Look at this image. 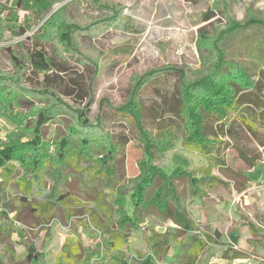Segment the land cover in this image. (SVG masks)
<instances>
[{
    "label": "rangeland",
    "instance_id": "rangeland-1",
    "mask_svg": "<svg viewBox=\"0 0 264 264\" xmlns=\"http://www.w3.org/2000/svg\"><path fill=\"white\" fill-rule=\"evenodd\" d=\"M206 14L212 17L206 20ZM61 22L81 27L72 33L71 49L52 33ZM202 35L206 41L200 42ZM263 37L264 0H227L226 5L217 0H55L44 13L20 6L16 0H0V71L6 77L16 74L10 60V54L15 53L26 65L18 74L25 88L46 92L42 89L44 78L54 80L58 92L51 89L54 96L43 95L42 108L62 102L50 112L56 119L43 128L44 137L62 139L79 114L98 124L106 136L124 135L129 142L117 162L124 182L139 177V161L144 156V144L128 112L134 111L136 103L141 106L143 129L158 146L165 142L169 129L160 118L164 109L161 97L150 86L137 97L136 80L165 73L156 85L172 93L178 84L173 74L196 73L218 43L225 60L239 64L258 83L255 97L264 102V57L259 49ZM75 44L90 56L87 66L80 63ZM35 50L63 56L66 66L49 73L34 71L28 57ZM5 84L13 87L11 82ZM53 97L61 101L57 103ZM2 106L0 146L10 140H25L24 125L8 115L11 108ZM28 109L23 111L28 113ZM222 142L230 146L217 159L187 151L180 142L169 146V152L156 153L155 164L177 174L173 188L192 222L191 233L156 209L144 210L138 229L126 233L122 248L112 249L118 217L106 205L113 202L115 193L107 190V202L102 205L93 191L79 196L78 183L71 180L58 187L65 195L60 202L42 195L29 197L26 203L17 191L11 196V210L0 202V264H143L150 255L154 264H174L185 259L179 253L180 243L189 234L208 240L215 230L223 233L224 241H220L222 245L209 242L199 264H264V149L250 137L239 142L248 147L250 157H262L248 170L235 143L228 138ZM99 148L95 149L98 156L104 153ZM232 156H236L233 161L229 159ZM218 161L246 171L250 187L239 193L234 182L221 173ZM200 178L212 181H205L203 192L194 194L192 183ZM45 182L47 188L54 186L49 178ZM230 235L235 244L230 243ZM64 245L74 259L67 255L66 261L64 257L59 260ZM229 246L247 258H224L223 250Z\"/></svg>",
    "mask_w": 264,
    "mask_h": 264
},
{
    "label": "trees",
    "instance_id": "trees-1",
    "mask_svg": "<svg viewBox=\"0 0 264 264\" xmlns=\"http://www.w3.org/2000/svg\"><path fill=\"white\" fill-rule=\"evenodd\" d=\"M16 1L20 6H30L35 11L44 13L52 7L55 0ZM184 1L198 3L201 0ZM217 1L226 5L227 0ZM210 17L212 15H205L206 20ZM56 20L57 18L53 23ZM78 28L81 29L79 25L61 22L52 33L66 49H71L73 48L72 33ZM48 30L50 35L51 30ZM203 38L202 35L200 42L206 41ZM216 44L217 50H210L211 54L203 58L201 68L196 73L177 71L173 74L178 77V84L172 93L163 92L156 85L160 78L166 76L165 73L147 80L143 77L141 82L140 79L136 80L134 94H137V97L148 86L161 97L164 109L163 113H160L162 115L160 118L163 117L166 128L169 129L165 142L158 146L143 129L141 106L138 107L136 103L134 111L128 112L132 116L128 117L133 120L144 144V156L139 161L140 175L132 182H124L117 167V162L122 159L121 151L129 140L124 135L106 136L100 126L91 124L84 114L77 115L74 124L68 128V134L62 139L48 140L44 137L43 128L56 119L51 115L53 109L62 104V102L58 103L61 101L58 97H53L58 104L47 110L41 106L43 95L50 93V96H54L49 91L51 89L57 91L54 80L49 76L44 78L42 89L46 92L31 87L25 88L22 77L18 74L26 70V65L15 53H11L10 60L17 75L6 77L0 71V107H3L2 103H4L11 108L8 110V115L16 116L19 125H24L22 129L26 130L28 136L22 135L25 140H21L22 138L10 140L0 146L1 204L7 210H11V196L16 191L23 194L21 200L26 203L29 197L42 195L60 202L65 199V195L58 187L74 180L78 183L79 196H85L93 191L96 200L102 205L103 203L106 205L104 195H108L107 190L115 193L113 202L109 201L106 205L109 211L118 217L116 225L119 228L112 240V249L122 248V244L127 239L126 233L138 229L142 223L144 210L156 209L167 220L171 219L179 227L189 229L188 233H191L192 222L178 201L173 188V179L177 174H169L156 165V153L169 152L172 149L169 146L180 142L185 150L210 160L222 158L230 146L228 143H223L222 138H228L235 143L238 157L246 169L250 170L262 157L260 155L250 157L248 147L240 146L239 142L250 137L264 149V102L255 97L258 83L252 81L239 64L225 60L224 52L221 53L218 50V43ZM75 46V51L81 58L80 63L87 66L85 61L89 60L90 56L80 46L77 44ZM259 49L264 57V37ZM65 61L63 56H47L43 50H35L28 57L30 66L40 73H49L56 67L63 69V66H66ZM171 74L172 72L168 75ZM10 82L13 83V87L6 88L5 83ZM25 108H29L28 113L23 111ZM99 146L104 153L98 156L95 149H100ZM235 158L236 156H232L229 159L233 161ZM217 165L221 173L234 182L239 193L250 187L251 180L246 171L233 170L223 161L222 163L218 161ZM47 178L53 181L52 188H47L45 182ZM205 181L212 180L210 178L194 180L192 183L194 194L203 192L202 185ZM221 240L224 241L223 234L219 230H215L214 237L209 236L208 240L189 234L180 243L183 247H187L186 250L183 247L179 250V253L185 256V259L181 260L182 263L199 264L198 261L209 246V242L213 245H222ZM223 252L224 258H247L243 252L231 246L225 248ZM67 255L72 259L75 258L64 245L59 260L64 257L62 259L66 261ZM148 257L149 259L143 264H154V256ZM181 261H176L174 264H179Z\"/></svg>",
    "mask_w": 264,
    "mask_h": 264
},
{
    "label": "crops",
    "instance_id": "crops-1",
    "mask_svg": "<svg viewBox=\"0 0 264 264\" xmlns=\"http://www.w3.org/2000/svg\"><path fill=\"white\" fill-rule=\"evenodd\" d=\"M221 233H222V232H221ZM222 234H223V233H222ZM234 234L236 235L237 233H234ZM223 237H224V235H223ZM229 237H230V240H231L230 243H233V242H232L231 235H230ZM233 244H235V243H233Z\"/></svg>",
    "mask_w": 264,
    "mask_h": 264
},
{
    "label": "built area",
    "instance_id": "built-area-1",
    "mask_svg": "<svg viewBox=\"0 0 264 264\" xmlns=\"http://www.w3.org/2000/svg\"><path fill=\"white\" fill-rule=\"evenodd\" d=\"M2 139V137L0 136V140Z\"/></svg>",
    "mask_w": 264,
    "mask_h": 264
}]
</instances>
